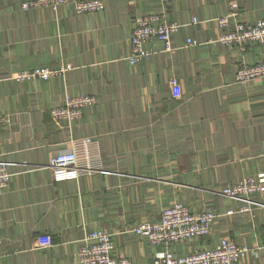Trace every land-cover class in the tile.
<instances>
[{
	"label": "crops",
	"instance_id": "crops-1",
	"mask_svg": "<svg viewBox=\"0 0 264 264\" xmlns=\"http://www.w3.org/2000/svg\"><path fill=\"white\" fill-rule=\"evenodd\" d=\"M22 1L0 0V116L9 119L0 125V160L12 173L0 189V264H77L94 229L112 233L117 258L153 264L164 245L133 228L159 221L175 201L217 213L210 235L169 245L177 255L230 236L250 248L235 264H264V189L250 211L206 191L264 175V77L235 79L264 44L243 50L216 40L232 4L238 18L256 21L264 0H171L168 18L181 24L175 49L149 42L157 51L138 63L127 59L136 18L160 10L159 1L105 0V10L84 14L72 3L25 10ZM41 66L64 71L15 78ZM67 93L97 102L78 119H56L51 110ZM70 146L94 170L55 180L46 164Z\"/></svg>",
	"mask_w": 264,
	"mask_h": 264
},
{
	"label": "built area",
	"instance_id": "built-area-1",
	"mask_svg": "<svg viewBox=\"0 0 264 264\" xmlns=\"http://www.w3.org/2000/svg\"><path fill=\"white\" fill-rule=\"evenodd\" d=\"M161 3L160 10L141 14L136 18V24L130 38L131 52L127 59L131 63H138L151 56L157 50L149 47L148 43L155 41L165 51L175 49L172 38L180 32L181 24L168 18V4L171 0H157ZM64 3H72L78 14L101 12L105 10V0H25L21 7L25 10L37 7H51L57 10ZM237 4L231 6L226 15L218 19L224 31L216 39L228 45H238L245 50L248 43L260 42L264 44V18L247 21L238 18ZM235 19L233 27L231 20ZM189 45L196 44L193 39L187 40ZM64 68L54 69L47 66L35 67L18 72V81L33 79H49L63 73ZM264 77V51L261 58L254 64H242L235 75L237 82L245 83ZM97 100L92 94H66L64 103L52 108L51 113L56 119L73 121L80 118L85 110L95 106ZM8 117L0 116V125L8 122ZM84 143H91V137H85ZM10 162L0 160V189L7 187L10 177ZM55 180H63L78 176L81 173L94 170L93 167L80 162L77 149L70 148L56 152L48 164ZM264 175H245L233 185L220 189H213L212 193L243 203L242 210L250 211L253 206L262 205L254 195L264 189ZM228 209L227 213H234ZM217 213L209 207L198 211L193 210L183 201L164 207L159 221H143L133 230L137 234L145 235L151 242L164 245L155 252L153 264H235L247 255L250 248L246 244L238 243L230 236H223L213 247L202 248L197 251L177 255L169 248L171 243L183 242L189 239L210 235ZM2 241L0 240V247ZM114 241L112 233L106 229H94L83 237L78 251L77 264H135L129 258L114 256Z\"/></svg>",
	"mask_w": 264,
	"mask_h": 264
},
{
	"label": "rangeland",
	"instance_id": "rangeland-1",
	"mask_svg": "<svg viewBox=\"0 0 264 264\" xmlns=\"http://www.w3.org/2000/svg\"><path fill=\"white\" fill-rule=\"evenodd\" d=\"M70 147H72V146H70ZM70 147H69V148H70ZM221 188H223V187H221ZM219 189H220V188H219ZM204 190H206V189H204ZM212 190H213V189H207L206 191L212 193ZM257 193H258V192H257ZM257 193H256V194H257ZM212 194H214V193H212ZM256 194H255V195H256ZM214 195H216V194H214ZM255 195H254V196H255ZM173 203H174V202H173ZM169 205H170V204H169ZM199 238H200V237H199Z\"/></svg>",
	"mask_w": 264,
	"mask_h": 264
}]
</instances>
